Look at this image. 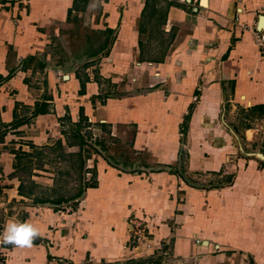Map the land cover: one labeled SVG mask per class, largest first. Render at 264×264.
<instances>
[{
  "label": "crops",
  "instance_id": "0c3cea01",
  "mask_svg": "<svg viewBox=\"0 0 264 264\" xmlns=\"http://www.w3.org/2000/svg\"><path fill=\"white\" fill-rule=\"evenodd\" d=\"M159 8V33L170 38L156 41L161 53L149 56L142 34L149 11ZM72 18L101 31L108 43L67 68L53 64L54 45ZM260 23L264 0H0V233L12 218L40 230L31 247L0 245L1 264L153 254L168 235L180 255L191 248L181 238L196 234L204 237L202 247L244 250L264 264V118L246 114L264 105V56L253 39ZM164 49V59L153 62ZM130 90L139 94H112ZM166 92L170 113L164 115ZM148 101L155 104L153 121L164 123L156 145L163 170L125 171L106 157L116 149L106 141L102 150L94 145L85 154L94 161L93 177L86 181L82 168L80 181L89 186L77 214L56 212L68 202L78 206L75 199L36 202L37 190L54 182L46 155L57 146L79 152L66 146L63 125L90 124L97 138L109 125V138H125L128 131L118 127L136 123L139 150ZM179 129L186 138L185 172L217 176L222 186L195 189L169 172L180 149ZM31 159L39 166L25 178L19 169L31 170ZM117 212L124 221L116 230ZM132 216L152 234L138 249L127 234Z\"/></svg>",
  "mask_w": 264,
  "mask_h": 264
},
{
  "label": "rangeland",
  "instance_id": "374dc122",
  "mask_svg": "<svg viewBox=\"0 0 264 264\" xmlns=\"http://www.w3.org/2000/svg\"><path fill=\"white\" fill-rule=\"evenodd\" d=\"M162 9L149 11V19L145 26L143 32V40L145 41V52L149 56L157 55L160 52L159 49L155 50L154 43L168 42L170 37H161L159 33L160 22L162 20ZM75 18L71 19V22L63 29L60 34L59 40L56 41L54 45V52H56V57L53 61L55 63L64 64L67 68L78 64L83 58L82 54H87L98 50V48L106 41L107 36L102 32L95 31L89 28L87 25H83L79 21H75ZM79 20V19H78ZM166 83V82H164ZM167 85V84H166ZM170 92V91H168ZM166 92L163 99V113L167 115L170 113V105L168 99L169 93ZM114 95L118 94H128L129 97H134L139 94L135 90H130L129 92H112ZM142 103V102H141ZM140 103V104H141ZM144 104V103H142ZM155 104L149 105L147 102L146 113L149 115V120L145 122V128H142L140 136H142V141L137 144L142 147L139 150L134 149L135 143V133L138 132L136 123H130L127 125H121L118 128L123 131H128L129 134L125 138L115 137L109 138L106 134L110 130L109 125H104L102 131L105 133L101 134V138L95 137V130L91 127L90 124H70L66 123L63 125V134L66 141V146H74L79 149L78 153L74 152H64L60 147H56L55 151L51 155H46L48 162L52 163L50 166L51 173L53 174V186L49 190L39 189V193L36 202H47L53 204L59 199H75L76 201H81L85 197V191L87 183H83L81 180V173L83 168L84 157L88 152V148H93L99 146L102 150L106 141H113L114 144L111 145L110 151L105 152L106 157L115 165H121L125 168L127 172H134L138 170L139 167H144L147 169L163 170V160L160 159L161 154L157 153L156 145L158 143V137L160 135H165L163 133L162 126L159 122L153 121V116L156 114L154 108ZM152 109V110H151ZM180 135V149L177 155V159L174 165H169V172L171 173H181L180 175L184 176L187 179L185 182L186 186L192 188H218L222 186L221 178L213 177V175L206 176L201 175H192L185 172L184 165L186 162V152L185 148V133L179 129ZM81 137V138H80ZM116 140V141H114ZM125 141L124 144L118 145L117 141ZM144 141V142H143ZM60 144V143H59ZM261 144L264 147V138L261 140ZM69 146V147H70ZM159 150V149H158ZM264 155V153H262ZM169 159L172 154H164ZM32 157V156H31ZM165 161H170L169 160ZM39 160V159H38ZM39 162V161H38ZM37 160L31 159V170L22 168L19 169L20 174L28 178L32 173V168L39 166ZM171 162V161H170ZM41 165V164H40ZM33 166V167H32ZM179 167V168H178ZM92 179V178H91ZM80 182V183H79ZM76 203V202H75ZM75 205V204H74ZM2 208H0V232L3 229V217H2ZM118 213V215H117ZM116 213L115 223L112 226V229H118L119 224L124 221V218L120 217L122 214L120 212ZM124 230V227H123ZM147 240H151L152 234L147 232L143 233ZM169 238L163 237L159 242V248L153 254L143 253H132L126 254L125 256L112 259H89L86 258L82 263H74L71 260H64L58 264H255V260L252 254L250 257L249 253H246L244 250H221L214 248L216 243H213L210 247H202L201 241L204 237L199 234L193 235L190 239H182V242H186L187 246L191 247L189 250L186 249L185 253L177 255L174 253L173 244L171 235H168ZM254 237H259V235H254ZM186 240V241H184ZM205 240V239H204ZM259 244V241L257 242ZM195 246L196 251L193 249ZM3 257L0 256V264Z\"/></svg>",
  "mask_w": 264,
  "mask_h": 264
},
{
  "label": "built area",
  "instance_id": "2783aa9c",
  "mask_svg": "<svg viewBox=\"0 0 264 264\" xmlns=\"http://www.w3.org/2000/svg\"><path fill=\"white\" fill-rule=\"evenodd\" d=\"M253 39L254 43L259 51V53L264 56V28H257L253 31ZM92 158H87L85 160L84 164V178L86 181H89L92 178V171L94 168ZM78 206H73L74 204L72 202H68L60 207H57L56 212L59 215H75L78 213V211L81 209V204L83 202V199L81 201H75ZM127 234L129 237V241L131 243V246L135 249H138V247L146 240L144 234L142 225L140 224V221L135 217H129L127 220Z\"/></svg>",
  "mask_w": 264,
  "mask_h": 264
},
{
  "label": "clouds",
  "instance_id": "9594fccd",
  "mask_svg": "<svg viewBox=\"0 0 264 264\" xmlns=\"http://www.w3.org/2000/svg\"><path fill=\"white\" fill-rule=\"evenodd\" d=\"M39 236L40 230L32 223L12 218L6 224L3 233H0V245L31 247Z\"/></svg>",
  "mask_w": 264,
  "mask_h": 264
},
{
  "label": "trees",
  "instance_id": "16d2710c",
  "mask_svg": "<svg viewBox=\"0 0 264 264\" xmlns=\"http://www.w3.org/2000/svg\"><path fill=\"white\" fill-rule=\"evenodd\" d=\"M99 32H101V31H99ZM106 34L107 35H111L112 33H113V30H111V29H106ZM107 43H108V40L106 39V41H104V43H102V45L98 48V50L99 51H102L104 48H105V46L107 45ZM139 44L141 45V43L139 42ZM165 47V46H164ZM164 55H165V49H164V51H162V56H160V58L159 57H157V58H154V60H153V62L154 61H157V62H161L163 59H164ZM3 79H2V77L0 76V82L2 81ZM242 111H244L243 109H242ZM246 114H247V117H249V116H260V117H262V118H264V105H257V106H252V107H250V108H248L247 110H246ZM81 138V137H80ZM69 146H70V141H69ZM85 160V159H84ZM84 164H85V162H83V167H84ZM181 173H179V176H181V178L183 179V180H185V182H187V180L185 179V177L184 176H182V175H180ZM92 177H93V171H92ZM64 198H62V199H59V200H57L56 202H54L53 204H59L61 201H65V202H67L68 201V199H64ZM59 207V206H58Z\"/></svg>",
  "mask_w": 264,
  "mask_h": 264
},
{
  "label": "water",
  "instance_id": "95a60500",
  "mask_svg": "<svg viewBox=\"0 0 264 264\" xmlns=\"http://www.w3.org/2000/svg\"><path fill=\"white\" fill-rule=\"evenodd\" d=\"M200 4L205 5L206 0H200ZM258 28H264V23H260ZM261 157L264 158V155H261ZM204 244H206V242H204Z\"/></svg>",
  "mask_w": 264,
  "mask_h": 264
}]
</instances>
